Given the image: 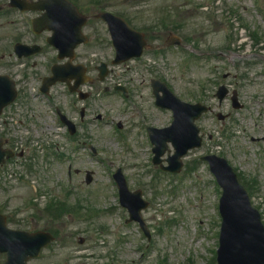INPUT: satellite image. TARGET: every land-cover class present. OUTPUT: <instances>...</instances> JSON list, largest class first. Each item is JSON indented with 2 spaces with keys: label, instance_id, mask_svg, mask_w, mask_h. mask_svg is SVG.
<instances>
[{
  "label": "rangeland",
  "instance_id": "1",
  "mask_svg": "<svg viewBox=\"0 0 264 264\" xmlns=\"http://www.w3.org/2000/svg\"><path fill=\"white\" fill-rule=\"evenodd\" d=\"M96 1L93 11L102 8L125 17L145 32L153 45H162L172 32L181 36L185 45L162 48L161 53L149 49L143 58L112 67L110 79L97 88L100 94L96 95L94 107L113 122L97 123L89 133L90 141L98 148L97 155L82 147L73 151L67 138L63 140L64 145L68 143L65 149L57 152L55 143L59 137L52 135L57 131L52 112L45 119L46 124L42 120L44 129L39 121L29 119L32 131L24 135L27 140L29 136L35 139L31 145L38 150L35 172L18 165L17 175L7 179V173L3 174L0 211L9 215L12 227L59 230L57 242L41 260L45 264L63 260L69 264H216L213 258L218 248L221 188L209 167L194 160L201 151H193L184 159L180 175L152 164L145 127L169 124L171 113L154 105L149 86L153 77L160 78L182 98L209 101L217 110L229 114L223 122L211 114L202 120L207 137L209 133L214 136L205 147L218 154L223 148L221 155L243 173L254 203L264 212V167H259L264 163V140L251 142L250 138L240 137L244 130L256 138L264 136V114H260L264 110V0H79L82 6H93ZM212 8L216 14H208ZM8 19L22 17L0 14V22L5 21V26H0L1 45H8L13 34ZM97 27L104 29L99 24ZM103 39L94 40L97 62L113 57L106 33ZM204 53L211 56L206 59ZM228 72L230 76L223 78ZM114 82L128 85L129 97L114 92L102 95L104 85ZM221 83L231 90L238 89L246 109H234L230 99L218 104L213 94ZM45 101L41 96L37 103L45 105ZM49 108L48 104L46 109ZM118 121L124 124L121 130L116 127ZM225 127L236 134L229 141L222 140L218 132ZM216 141L225 144L218 146ZM46 144H52L51 153ZM69 164L81 169L80 174L73 173L71 183ZM117 166L123 168L130 188H140L150 201L143 212L151 229L150 240L137 223L125 222L128 214L119 203L112 178ZM86 169L94 171L90 185L85 183ZM19 172L24 176L18 178ZM41 196L38 201L31 200ZM55 198L68 200L69 206L76 203L78 209L65 205L60 220H50L45 210ZM80 236L86 239L85 243L79 242ZM52 252L59 253L53 260Z\"/></svg>",
  "mask_w": 264,
  "mask_h": 264
},
{
  "label": "water",
  "instance_id": "2",
  "mask_svg": "<svg viewBox=\"0 0 264 264\" xmlns=\"http://www.w3.org/2000/svg\"><path fill=\"white\" fill-rule=\"evenodd\" d=\"M17 5L22 6V2L17 0ZM22 8H25L22 6ZM175 109L176 120L172 127L165 129L158 136H153V141L158 144L157 158L164 151L167 140H172L178 148L174 164L179 166L180 156L186 153L188 148L198 145V129L194 125V120L205 109L200 105H187L180 103L177 99L170 103ZM212 170L215 172L220 184L223 186V196L221 198V212L223 215L221 247L218 251L219 264H264V227L260 222L258 212L251 207L248 195L244 188L238 183L236 174L225 161L220 158H210ZM177 167H173L176 169ZM122 189V201L131 210L133 218H141L140 209L145 205L133 204L126 185L122 183L121 176L116 175ZM139 197L140 193H136ZM0 250L9 251L10 255L16 250L20 252L22 245L16 249L9 241V238L16 236L5 227V221L1 218L0 223ZM29 238V236H28ZM6 239V240H4ZM19 254V253H18Z\"/></svg>",
  "mask_w": 264,
  "mask_h": 264
},
{
  "label": "flooded vegetation",
  "instance_id": "3",
  "mask_svg": "<svg viewBox=\"0 0 264 264\" xmlns=\"http://www.w3.org/2000/svg\"><path fill=\"white\" fill-rule=\"evenodd\" d=\"M29 1L40 2L45 0ZM7 9H10L9 11L11 13L20 15L22 19L7 20L11 24L13 34L9 36V40L7 41L9 43L8 45H5V43L1 45L0 42V73L7 75L9 80L10 78L14 79L18 85V88H25L28 82L30 85L33 83L41 84L45 77L51 75V69L56 63H61L68 60V58L60 60V52L58 48L50 44L49 39L53 36L54 30L49 29L48 27L54 22L50 20H41L39 27L43 28L39 32H36L34 29L33 19L36 17H41L44 12L38 11L36 9L27 11H20L16 8ZM1 24L2 22H0V26ZM83 31L89 36V40H91L96 38L98 30H96V27L93 23L90 24L88 21V23L84 26ZM64 32L66 33V27ZM67 32L73 33L72 35L75 37L76 34H78V31H75L74 27H68ZM78 36L80 37V35ZM70 40H72V38ZM89 42L88 44H78L74 48L72 60L76 64L84 62L87 67V73L92 76H96L97 65L95 60L92 59V56L96 55V48L94 47V49L92 47L93 45H91ZM18 43L38 45L39 51L36 54L25 56V53L29 50L26 48H17ZM64 53H69V51ZM95 83L96 82L94 80L93 84L90 85L93 87V89L95 88ZM55 86L61 87L62 93L66 96L64 101L61 100L62 103L64 102V105L61 108L63 111H66L69 114L76 112L78 109L80 110L79 99L76 94L70 92V88L67 83L59 82ZM68 95L72 97L71 102H69L67 98ZM85 106H87L88 110H90V98L85 102ZM5 112L6 110L4 113ZM85 122V120L82 121V123ZM2 125L3 123L0 122V152L6 150H15L17 153L19 151V146L16 139L10 136L7 131H3ZM21 155H24V151L21 152ZM15 159L16 157L3 160V164L0 165V173L4 170V167H7L8 164H11ZM36 230L38 229H34L32 231ZM0 256L5 257V254H0Z\"/></svg>",
  "mask_w": 264,
  "mask_h": 264
}]
</instances>
